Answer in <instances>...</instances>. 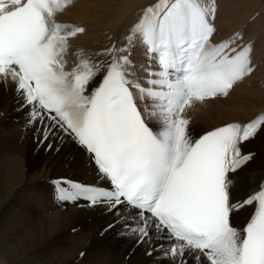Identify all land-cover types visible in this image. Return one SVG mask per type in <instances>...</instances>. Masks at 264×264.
<instances>
[{
  "label": "snow or ice",
  "instance_id": "snow-or-ice-1",
  "mask_svg": "<svg viewBox=\"0 0 264 264\" xmlns=\"http://www.w3.org/2000/svg\"><path fill=\"white\" fill-rule=\"evenodd\" d=\"M73 4L0 0V82L15 84L40 143L67 137L94 168L93 183L53 180L55 199L104 209L136 245L167 241L169 264H264V182L233 198L264 111L196 138L188 116L252 75V45L233 46L239 33L214 42L216 0H152L122 40L96 53L105 59L80 50L68 70L70 41L86 32L58 22Z\"/></svg>",
  "mask_w": 264,
  "mask_h": 264
},
{
  "label": "bare ground",
  "instance_id": "bare-ground-1",
  "mask_svg": "<svg viewBox=\"0 0 264 264\" xmlns=\"http://www.w3.org/2000/svg\"><path fill=\"white\" fill-rule=\"evenodd\" d=\"M217 1L218 40L242 30L244 40L255 42L253 57L259 66L229 97L189 110L193 138L225 122L247 121L261 112L256 104L249 111L246 106L248 100H260L252 89L264 86V0ZM151 2L74 0L73 6L58 17L59 22L86 29L70 41L71 56L80 50L90 56L106 48L112 36L120 41L139 17L140 9ZM132 59L143 63V51L136 48ZM27 119L15 84L10 79L0 82V264H169L160 247H167V241L156 238L152 244L136 245L122 234L116 217L104 209L55 199L54 179L93 183L94 168L83 150L67 137L40 143V133L33 131ZM200 124L206 126L197 127ZM256 142L257 146L248 151H257V156L239 173L235 198L246 197L264 178V141ZM248 214V210L242 211L234 223L242 225ZM109 224L114 226L108 228ZM186 260L192 264L190 256Z\"/></svg>",
  "mask_w": 264,
  "mask_h": 264
},
{
  "label": "rangeland",
  "instance_id": "rangeland-1",
  "mask_svg": "<svg viewBox=\"0 0 264 264\" xmlns=\"http://www.w3.org/2000/svg\"><path fill=\"white\" fill-rule=\"evenodd\" d=\"M253 91H252V93H253V95L254 96H259L260 98V100H258V101H256L255 99L254 100H248V105L246 106V109L249 111V110H251V109H255L256 107L257 108H259L260 107V109H259V111H262L261 109H263V111H264V86H263V88L262 87H258V88H254V89H252ZM251 103V104H250ZM257 105L256 107H254V105ZM254 107V108H253ZM249 108V109H248ZM251 108V109H250ZM208 123V125L210 124V121L209 122H207ZM203 127V126H206V125H202V124H200V125H197V127ZM191 132V131H190ZM259 140V142L261 141V142H263L264 141V134H263V136H261L260 138H258V139H256V141H258ZM252 142V143H250L249 145H250V147L251 148H255L257 145H255V144H257V142ZM254 150V149H253ZM252 164H253V162H252Z\"/></svg>",
  "mask_w": 264,
  "mask_h": 264
}]
</instances>
